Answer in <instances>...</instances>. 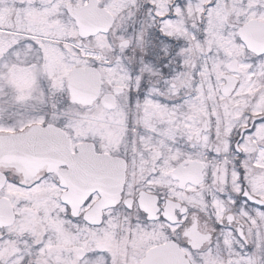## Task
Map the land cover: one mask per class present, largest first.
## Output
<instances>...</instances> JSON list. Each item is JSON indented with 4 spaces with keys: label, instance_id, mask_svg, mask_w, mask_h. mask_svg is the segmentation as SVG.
<instances>
[{
    "label": "snow or ice",
    "instance_id": "1",
    "mask_svg": "<svg viewBox=\"0 0 264 264\" xmlns=\"http://www.w3.org/2000/svg\"><path fill=\"white\" fill-rule=\"evenodd\" d=\"M0 264H264V0H0Z\"/></svg>",
    "mask_w": 264,
    "mask_h": 264
}]
</instances>
